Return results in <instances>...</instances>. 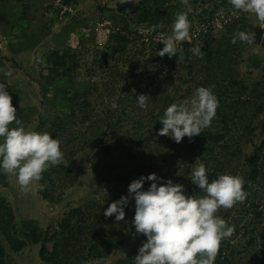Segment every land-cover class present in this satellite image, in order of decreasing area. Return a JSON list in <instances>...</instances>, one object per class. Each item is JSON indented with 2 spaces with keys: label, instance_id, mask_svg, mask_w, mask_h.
Segmentation results:
<instances>
[{
  "label": "rangeland",
  "instance_id": "rangeland-1",
  "mask_svg": "<svg viewBox=\"0 0 264 264\" xmlns=\"http://www.w3.org/2000/svg\"><path fill=\"white\" fill-rule=\"evenodd\" d=\"M67 1L26 0L29 6L27 13L23 15L24 5L27 4L22 5L19 0H0V83L5 85L7 91L10 90L9 94L14 102L12 104L17 109V118L26 130L48 132L39 128L42 118L51 119L52 123L57 116L68 119L66 131H63L57 139L60 140L61 150L64 153L63 164L70 167L68 170L58 166L55 169L50 167L42 174L41 180L45 184L44 189L48 199L43 198L39 190L41 181L33 182L30 185L31 190L25 192L15 176L10 177L0 172V199L7 207L3 211L0 210V220L8 218L10 213L14 215L13 227L0 234V240L7 252L8 264H45L40 259L39 252L47 231L49 235H53L61 221L73 209L86 211L90 208L92 213L104 215L101 208H107L121 196L128 195L129 184L140 178L134 177L129 184L115 186L110 183L109 172L117 175L129 166L140 164L146 167L145 177L155 173L163 178V181L170 179L173 183L182 184L188 195L189 190L197 187L191 182L197 158L199 162L205 164L210 182L222 174L240 175L246 181L244 186V190L248 193L246 200L237 203L231 209L221 208L217 213L229 226H235V232L232 237L222 241L215 264H260L264 259V36L260 44L253 42V45H249L237 40L233 51L216 55V58L223 62L221 66H216L217 69L228 70V58L235 54L236 62L233 66L237 67L239 79L249 90L242 98L244 104L241 114L235 118L236 123L231 124L232 131L229 134L217 124L219 109L211 126L204 129V131L226 134L225 140L214 150L209 138L199 141L197 137H193L190 141L185 137L172 153L168 147L160 149L153 146L150 150H135L131 151L132 153L129 149H123L111 155L101 154L95 159L97 146L101 140L98 120L83 122L80 118H71L73 104L71 100L73 94L79 91L81 101L88 97L100 115L113 118L119 92L109 98L105 94L104 83L109 82L110 79L102 73L95 77H89L87 74V68H90L95 61V50H104L109 41V39L105 41L103 37V44L98 43L96 27L99 23H110L107 27L113 29L118 26L121 29L124 25L123 20L134 25L133 20L137 18L134 9L141 0H70L71 5H66ZM223 2V0H188V5H185L182 0H147V5L153 7L158 3L160 12L167 9L168 16L164 17L165 21L158 29L148 30L146 35L157 38L159 34L156 33L171 34V26L176 14L187 11L188 6L192 8V12L188 15L191 22V40L199 35L200 39L196 42L198 44L204 43L208 35L210 39L226 42L232 40L233 35L238 31L256 33L258 28L264 29V23L259 22L254 14L235 10L230 3ZM63 8L71 10L72 17L60 18L57 11L59 9L63 11ZM228 18L232 19V23L225 25L223 29L219 30L213 26L217 25L218 21ZM18 20L21 23L18 28L21 30L20 32L16 30L15 33L10 30L11 24L15 28L19 24ZM148 25L143 23L133 28L136 31L147 28ZM155 38L149 41L150 43L144 41L136 44L138 46L133 45L135 48L129 47L141 56L142 69L137 70L136 75L145 73L147 83L150 82L149 73L157 71L165 77L175 76L178 72L168 65L166 56L155 65L147 62L151 53L157 48L155 44H161V41ZM70 49L78 55V72L70 78H62L50 73L53 67L48 62L50 54L53 52L63 54ZM142 51L145 58L142 56ZM159 51L154 53V59L160 57ZM212 72L213 75H217V72ZM235 73L237 75V72ZM221 80L220 78L218 82ZM92 83H99L104 90L91 97L83 89ZM179 85L183 91L187 87L193 88L187 101L194 97L196 89L200 87L193 82L185 85L182 82L171 81L165 86V90L175 93ZM208 87H211L212 91L223 89L220 85L217 87L213 84L206 86ZM123 88L125 90L124 85L119 89ZM101 93L105 94V98H99ZM215 95L221 100L219 94ZM159 107L160 103L150 97L147 108L141 110L147 115L149 112L158 111ZM260 107L263 108L261 112L258 110ZM16 126L14 123L10 127ZM50 128L49 123L47 129L50 131ZM125 133L126 130H123L121 133L105 136V139L110 140L112 136L121 137ZM226 143L232 146L230 153L236 147L241 149L242 153L238 160L226 158L228 155L221 152ZM259 147H263V152L258 164H254L252 157ZM225 162H227L226 167L223 166L221 169L222 163ZM254 171L258 172L255 180L251 178ZM149 186L150 182L146 181L144 189ZM204 194L201 190L195 196ZM125 213L124 221L117 222L115 216L104 218L100 224L95 221L98 227L94 234L95 241L100 243L115 237L119 245L108 256L97 260L88 259L81 264H135L134 259L138 255V249L146 242V237L137 236L131 224L135 214L134 199L130 200ZM18 241L25 244L21 252L13 250ZM53 245V243L48 244L50 251L53 250ZM86 249L85 246L83 250L85 255Z\"/></svg>",
  "mask_w": 264,
  "mask_h": 264
},
{
  "label": "trees",
  "instance_id": "trees-1",
  "mask_svg": "<svg viewBox=\"0 0 264 264\" xmlns=\"http://www.w3.org/2000/svg\"><path fill=\"white\" fill-rule=\"evenodd\" d=\"M223 1L224 4H229V0ZM19 2L27 4L26 0H19ZM69 2L70 0L66 2V5H71ZM28 6V4L24 5L22 11L23 15L27 13ZM158 8V3L156 7H153L147 5V0H141L134 9L137 17L133 20L134 25H131L127 20H123L124 25L121 29L115 25L116 28L114 27L113 31L117 30V32L111 34L104 50H95V61L90 68H87V74L89 77H95L99 73H102L106 78L108 77V79H110L109 82L104 83L105 94L108 95L109 98H112L117 92H119L116 101L117 109L112 114L114 119L110 117L105 118L103 115H100L98 109H95L93 102L88 99V97H85L84 101H81L79 91L73 94V99L71 100L73 103L71 106V118H80L83 122L90 120L94 122L95 119L98 120V130L100 132L99 135L101 140L97 146L95 159H98L101 154L111 155L115 152H120L123 149H129L130 152L135 150L147 151L154 146L153 148L160 149L168 147L170 153L175 150L177 143H175L173 139L169 136L165 137L158 135V132L163 127L160 120L167 107L172 103L180 104L183 100L189 99L188 97L191 95L193 88L187 87L183 91L181 85H179L176 87L177 90L175 93H171V90H165V86L171 81L182 82V84L185 85L193 82L197 87H206L210 84L217 87L218 85L223 87V89L219 91L214 89L215 91H213V93L219 94L221 97V100L218 99V109L220 112L217 114L219 118L217 124L221 128L227 130V134L232 131L230 127L233 122L236 123L235 118L241 114L240 112L242 111V106L244 104L242 98L249 89L245 83L239 79L237 67L233 66L236 62L235 54L230 55L228 58V70H224L223 68L221 70L216 67L221 66L223 63L222 60L216 58L218 53L226 54V51H233L236 44H232L231 40L223 42L213 38L210 39L211 37L208 35V39L204 43L198 44L196 42L200 37L197 35V37L190 40V42L183 41L178 45L179 48L183 49L182 53L178 52V55L183 56L182 60L179 61L178 55L172 58L165 55L168 58V65L178 71L175 76L166 75L163 77L160 72L156 71L149 73L150 82L147 83L145 82V73L142 75H136V71L142 69V59L137 52L129 49V47H134L133 45L140 44V42L144 41L150 43L149 41H152V39L155 38L146 35V32L153 27L158 29L159 25L165 21L164 17L168 16V12H166L167 9L160 12V9ZM57 12L62 19L71 16L70 13H63L62 9H59ZM123 13L125 14L126 11ZM115 22L117 21L115 20ZM143 23H148L149 27L140 28L142 31L138 29L134 31L133 26H140ZM206 34L207 33H205V35ZM200 36H202L201 33ZM155 45L157 48L154 53L164 47L162 43H157ZM196 46H199L201 51L205 54L203 58L192 53L191 49ZM154 53L152 52L148 58L149 60H147V62H151L152 65L157 64L162 59V57L154 59ZM142 56L145 58L144 53ZM48 62L53 65L50 73L55 74V76L70 78L74 73L78 72L79 58L78 55L74 53L73 49H70L63 54L60 52L51 53ZM126 67H128V69L125 70L124 68ZM212 71L217 72V75H213ZM235 72H237V75ZM227 73H229V75H227ZM220 78L222 80L218 82ZM122 85H124L125 90L124 88L119 89ZM104 88L101 87L99 83H92L91 85L84 87L83 90H85V93H87L88 96L92 97L101 92V90H104ZM8 92L10 93V90ZM105 94L101 93L99 98H105ZM140 94H145L151 97L152 100L160 103L158 111H152L146 115L144 111L141 110L136 100ZM258 110L261 112L263 108L260 107ZM67 122L68 119H65L63 116L55 117L53 123L51 122V119L42 118L39 128L42 131L48 130L52 138L57 139L61 136L63 131H66ZM49 123L51 125L50 131L47 129ZM123 130H126V133L121 135V137L112 136L110 140L105 139V136H110L118 132L121 133ZM207 138L212 141L211 146L214 150L216 146L225 140L226 134L203 130L201 135L197 136V140L199 141ZM207 148H210V146H207ZM231 150V144L226 143L223 145L221 152L228 155L226 158L238 160L240 158V153H242L241 149L236 147V149L230 153ZM262 152L263 147L256 149L252 157L254 164H258ZM227 162H225V164L222 163L221 169H223V166L226 167ZM58 167H61L64 170L70 168L69 165H64L63 163L58 165ZM52 168L55 169L57 167L53 166ZM145 171L146 167L136 164L133 167L129 166V168L117 175L108 172L110 174V183L115 186H122L129 184L134 177L144 176ZM0 172L4 173L2 169H0ZM217 172H219V170H217ZM187 173H189L188 169ZM215 175L217 176V173H215ZM257 175L258 172L254 171L251 178L255 180ZM40 181L42 185H45L42 180ZM40 192L43 198H49L45 189ZM200 192L201 190L198 187H195L191 191L189 190L188 195H196ZM6 208V205H4L0 199V210L3 211V209ZM106 209V207L101 208L104 212ZM104 218V215L101 216L98 215V213H92L90 208H87L86 211L83 209H73L61 221L58 230L55 231L53 235H49V231L46 232L39 252L40 259L45 264H81L88 259L97 260L108 256L112 250L119 245V243L115 237H112L109 241H101L100 243L95 241L94 234L98 229L95 221L100 224ZM13 222L14 215L12 213L8 215V218L0 220V234L7 232L10 227H13ZM8 238L11 239L10 237ZM50 243L54 244L52 251L48 249V244ZM85 246L87 248L86 255L83 251ZM24 248L25 244L18 241L16 246L14 245L13 250L21 252ZM0 264H8L7 252L1 240ZM260 264H264V259L261 260Z\"/></svg>",
  "mask_w": 264,
  "mask_h": 264
},
{
  "label": "clouds",
  "instance_id": "clouds-1",
  "mask_svg": "<svg viewBox=\"0 0 264 264\" xmlns=\"http://www.w3.org/2000/svg\"><path fill=\"white\" fill-rule=\"evenodd\" d=\"M182 3L188 5V0ZM229 3L235 10L254 14L264 23V0H229ZM191 12V6L187 11L178 12L171 34L158 35L164 45L158 56L172 58L183 52L178 44L191 40L188 19ZM149 31H155V27ZM254 37V32L238 31L231 43L239 40L253 45ZM191 51L200 58L205 55L199 46ZM178 56L179 61L183 59L182 55ZM149 99L145 94L136 98L142 109L147 107ZM218 107L219 100L212 88L199 87L190 101L167 107L158 135L169 136L177 144L185 137L191 141L211 126ZM14 123L17 126L10 127ZM63 159L59 139L52 138L48 132L26 130L17 118L12 96L0 83V169L10 177L15 176L21 189L28 192L33 182H39L45 171L60 165ZM196 161L191 182L205 193L203 196L187 195L184 185L170 179L163 181L152 173L133 180L128 186V195L112 202L103 213L106 219L115 216L117 222L124 221L125 208L134 199L131 224L137 236L146 237L138 249L135 264H215L222 241L233 236L235 226H229L217 213L221 208L231 209L246 200V181L240 175L222 174L210 182L205 164L199 158ZM146 181L150 186L145 190ZM44 188L45 185L39 186L40 191Z\"/></svg>",
  "mask_w": 264,
  "mask_h": 264
},
{
  "label": "built area",
  "instance_id": "built-area-1",
  "mask_svg": "<svg viewBox=\"0 0 264 264\" xmlns=\"http://www.w3.org/2000/svg\"><path fill=\"white\" fill-rule=\"evenodd\" d=\"M60 6H62V4ZM64 7H65V5H64ZM63 13H70L71 14V10H69L67 8H65V9L63 8ZM231 23H232V19L230 20L228 18V19H224L223 21H218L217 25H213V26H215V28H218L219 30H221V29H223V27L225 25H228ZM213 24H214V22H213ZM108 25H110V23H99L98 27H96V35L98 37L97 40H98L99 44H103V41H102L103 37H105V41H106L107 39H110V36L113 32L114 33L117 32V30L113 31V29H111L110 27H107Z\"/></svg>",
  "mask_w": 264,
  "mask_h": 264
},
{
  "label": "water",
  "instance_id": "water-1",
  "mask_svg": "<svg viewBox=\"0 0 264 264\" xmlns=\"http://www.w3.org/2000/svg\"><path fill=\"white\" fill-rule=\"evenodd\" d=\"M264 36V29L263 28H258L256 33H255V37H254V43H261L262 39Z\"/></svg>",
  "mask_w": 264,
  "mask_h": 264
},
{
  "label": "crops",
  "instance_id": "crops-1",
  "mask_svg": "<svg viewBox=\"0 0 264 264\" xmlns=\"http://www.w3.org/2000/svg\"><path fill=\"white\" fill-rule=\"evenodd\" d=\"M20 4H22V3L20 2ZM22 5H23V4H22ZM23 9H24V8H23ZM17 11H18V10H17ZM15 13H17V12H15ZM19 14H20V13H19ZM20 16L23 17L22 15H20ZM18 23H19V24L15 27L16 29L13 28V27H12V24H11V29H10V30L14 31L15 33H17L16 30H18V31L21 30V29L18 28V26L21 25V23L19 22V20H18ZM7 30H8V29H7ZM6 32H7V31H6ZM19 32H20V31H19ZM3 33H4V31H3Z\"/></svg>",
  "mask_w": 264,
  "mask_h": 264
}]
</instances>
